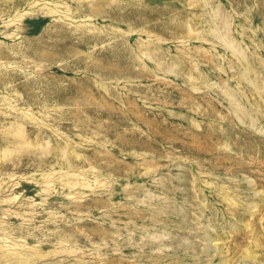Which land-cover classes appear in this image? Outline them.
Masks as SVG:
<instances>
[{
  "label": "rangeland",
  "instance_id": "1",
  "mask_svg": "<svg viewBox=\"0 0 264 264\" xmlns=\"http://www.w3.org/2000/svg\"><path fill=\"white\" fill-rule=\"evenodd\" d=\"M0 264H264V0H0Z\"/></svg>",
  "mask_w": 264,
  "mask_h": 264
}]
</instances>
